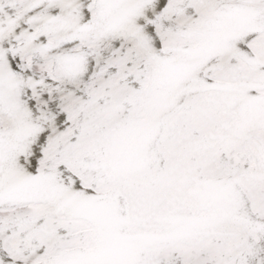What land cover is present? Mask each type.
Here are the masks:
<instances>
[{
    "label": "snow or ice",
    "instance_id": "1",
    "mask_svg": "<svg viewBox=\"0 0 264 264\" xmlns=\"http://www.w3.org/2000/svg\"><path fill=\"white\" fill-rule=\"evenodd\" d=\"M0 264H264V0H0Z\"/></svg>",
    "mask_w": 264,
    "mask_h": 264
}]
</instances>
